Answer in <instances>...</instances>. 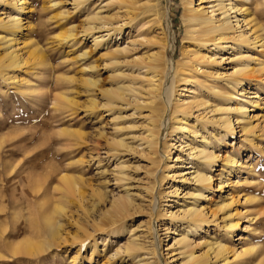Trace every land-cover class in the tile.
<instances>
[{"label": "rangeland", "instance_id": "1", "mask_svg": "<svg viewBox=\"0 0 264 264\" xmlns=\"http://www.w3.org/2000/svg\"><path fill=\"white\" fill-rule=\"evenodd\" d=\"M193 1L0 0V264L264 263V0Z\"/></svg>", "mask_w": 264, "mask_h": 264}, {"label": "bare ground", "instance_id": "2", "mask_svg": "<svg viewBox=\"0 0 264 264\" xmlns=\"http://www.w3.org/2000/svg\"><path fill=\"white\" fill-rule=\"evenodd\" d=\"M182 1H183L184 5H185V9H184V12H183V15H182V19L185 20L187 23H194V22L199 23L200 24L199 33L201 35L208 36L209 34H212L214 32H217V31H220V30H223V29L227 28L228 24L224 20H221V19H219L217 21V23H215L213 25L212 21H210L208 18L204 17V14H203L202 10H200L198 7L193 6V4H194L193 0H182ZM215 1H220V3L218 4L219 5L218 9H217V11L221 12L220 14H224L227 11H233V12L242 13L241 8H236V5H234V3H232V0H215ZM226 7L228 8V10H226ZM243 22L246 25L249 24V21L247 19H243ZM169 40H170V48H172V44L173 43L171 41L172 37H171L170 33H169ZM93 43H94V45H98L100 43L98 37H94L93 38ZM170 61H171V59H170ZM156 67L159 69V68H161V65H158ZM121 89H122V87L121 88L116 87V88H113V89L109 90V93L118 94V92ZM222 122H223V120H222ZM230 124L231 123H230L228 118L223 122V125L225 127L229 126ZM153 141H154L153 145L156 146L158 142L155 139H153ZM196 152H197V155L199 156L198 158L202 159L205 162L214 160L213 155L210 152H208L207 150L206 151L205 150H198ZM193 173H194V180H195V182L197 184H199V186L203 185L204 183H207L209 181V176H207L206 174H203L200 171H194ZM64 181H65V183H68L67 180L64 179ZM66 187L68 188V186H66ZM127 200L128 199H127V195L126 194L124 196H120L116 201H114L112 203L113 210H115L116 212H118L120 214L123 213L126 209L128 210L127 207L129 206V202H127ZM199 215H200V213L198 211L192 209V210H184L182 217L184 219L188 220L189 223H195L197 221V219H199L198 218ZM46 221H48V220H46ZM188 225H190V224H188ZM235 227H236V225L231 226L230 229L233 230ZM187 234H188V231H187ZM230 235H232V234L230 233L229 236ZM186 238H187L186 236H183L182 238H180L176 242V245H178V246H180L182 248H185L187 246V239ZM28 241L29 240H19L16 243L11 244L10 251L12 253H14V254H16V253H27L28 254L30 252L32 253V251H31V250H33L32 249V245L30 244L31 242H28ZM37 247H35V248L37 249ZM136 248L137 247L134 244H132V243H129L126 246V249L128 251L135 250ZM222 251H224V247H220L219 248V252H222ZM256 264H264V263H262L260 261L259 263L257 262Z\"/></svg>", "mask_w": 264, "mask_h": 264}]
</instances>
